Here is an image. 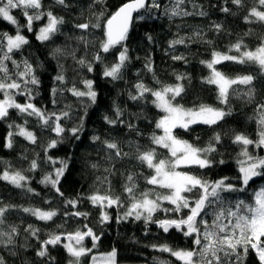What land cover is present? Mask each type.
Segmentation results:
<instances>
[{
    "label": "trees",
    "instance_id": "obj_1",
    "mask_svg": "<svg viewBox=\"0 0 264 264\" xmlns=\"http://www.w3.org/2000/svg\"><path fill=\"white\" fill-rule=\"evenodd\" d=\"M126 0H106L105 3L93 4V0H66L68 7L58 5L54 0H42L44 11H52L58 17L65 20L61 28L63 34L57 35L53 41L41 43L35 39L33 34L25 32L30 39V44L26 46L23 53L34 66L37 67V75L40 78L39 96L34 103L38 107H45L47 110L68 111V117L61 121L65 129H71L83 123V129L78 133L76 139L70 132L63 134V143L55 149L45 151L48 142L57 138L50 130L41 128L37 125L34 117H26L29 123L26 125L37 136V143L32 144L23 137H14L13 148L3 147L4 156L1 161H7L11 165V170H20L29 180L27 186L34 189V193H28L24 189H18L6 181L0 180V207L13 205L5 214V224L2 226L9 230V226L14 225L19 229V235L15 238V244L9 247L0 246V257L5 264H68L69 257L66 250L61 245L48 246L49 257H38L36 251L39 249V242L29 236L25 229L29 224L40 229V240L46 239L48 233H67L75 232L77 229L86 231L87 225L99 236L96 247L85 258L82 264H89L91 256L97 253H108L115 248L117 252L118 264H159L160 261H170L171 264H181L169 253L158 251L153 245L168 244L173 248H192V238H186L181 232L171 229L169 233H164L154 222L146 223L143 217L135 219V215L125 217V213L131 206V199L124 190L128 184L127 177L132 175L137 185L135 193L139 194L154 186L148 185L145 177L152 170L146 165L141 164L134 157L137 154V147L140 151L156 147L151 143V135L155 131V122L162 113L151 103L153 97L146 94L143 100H131L130 93L135 95L134 85L138 82L144 83L151 89H158L162 85H175L180 83L184 87V92L176 98V103L185 108H192L200 104L210 105L215 108L230 113L244 111L246 119L254 123L256 132L258 128L257 105L264 103V75L259 73L255 65L237 64L234 62H224L217 65L218 70L225 72L230 77L237 75H253L256 79L253 85H236L235 93L230 94L227 103H221L218 99V89L216 85L205 82V78L210 75V70L201 61L211 59V53L218 51L232 55H238L233 50L229 53V48L241 42L242 50H255L264 40V23L246 22L244 17L248 15L253 6L261 8L257 0H243V7H237L231 0H186L181 7L189 12L203 10L206 16H171L165 10L173 7L175 0H157L161 5L160 9H153L151 13L145 14L144 19H135L129 32V38L125 42L128 48L129 61L122 70V79L112 80L103 77L104 67L111 66L120 50L119 47L112 49L109 53H103L100 49V42L104 38L103 27L89 28L84 31L77 29L74 25L79 23H96L97 16L101 11L105 15L100 18V23L106 22L107 18L125 3ZM193 4L198 7H193ZM92 5L91 7H89ZM228 7L229 12L225 13L221 9ZM21 23H24L19 10H13ZM253 21L255 18H251ZM44 21L38 22L42 24ZM221 25V30L217 31L214 25ZM0 31H7L14 34V27L7 22L0 20ZM199 33V35H197ZM83 36L87 43L79 40ZM151 36V41L148 39ZM183 37L184 44L170 47V42ZM210 42V43H209ZM61 47L66 52L75 50L76 60L83 58L86 62L93 63V72H88L86 68H81L71 55H57L53 59L51 53L55 47ZM99 53L102 62L93 61L95 54ZM183 55L185 59L174 60L173 56ZM17 60L22 57L20 54L15 56ZM151 62L152 71L145 67ZM61 65L63 66L61 68ZM11 68V64H9ZM63 72L66 83L60 85L54 81V77ZM177 76L184 77L177 80ZM89 79L94 82L93 87L97 93L95 103L87 97L77 98L70 92L64 90L57 93L55 99L57 103L53 105L51 89L53 87L67 89L73 84L77 88L84 90L83 80ZM159 81L160 83H157ZM255 90L254 100L248 101L244 95L248 88ZM3 96L0 94V99ZM20 102H24V97H19ZM119 108L123 112L121 119L123 123L116 125L108 124L104 117L116 119L115 109ZM24 117L17 116L12 111L10 120L0 121V132L10 130L7 127L9 122L15 121L23 124ZM128 124H132L134 129H129ZM177 135L197 147H206L215 133L221 134L220 124L214 126L193 125L192 130L184 132L176 130ZM93 136L100 139L93 141ZM197 137L199 139H197ZM256 139V135L252 137ZM104 141H114L119 144L123 153L129 155L123 158L115 157L114 150L107 149ZM217 151L209 155L212 160L211 167L200 169L196 166L180 169L189 171L208 181H215L222 177L232 178L231 183L240 185V181L235 179L239 176L237 160L240 146L234 144L230 150H219V144L213 141ZM254 155L264 156V149L249 147ZM157 152L167 156V150L157 148ZM109 155L112 159H108ZM47 156L53 159H65L68 168L59 185L63 196H60L51 188L40 181L44 175L53 171V165L46 159ZM26 157V158H25ZM33 159L37 160L38 168L35 171H28ZM223 159L225 163L220 164ZM2 164V163H1ZM97 165L93 168L92 165ZM57 164L55 167H59ZM6 165L2 164V170ZM108 171H105V170ZM99 178V179H98ZM106 178V179H105ZM264 186V177H256L249 182V188L241 193H223L227 201L234 203L237 199L251 201L255 190ZM97 189L103 194L108 192L113 196H119L121 203L112 207H105L109 219L101 220V208L93 205L88 196ZM157 191H163L156 189ZM193 195V194H189ZM67 199H78L75 208L66 205ZM24 207H36L42 210H55L57 215L52 221H40L21 209ZM167 202H162L163 208H172ZM215 206L206 209L207 214L204 219L211 222L212 212ZM87 213V216L65 215L73 212ZM188 210L184 209L181 213L164 212L158 210L153 219L178 218L186 216ZM199 219V218H198ZM63 225L62 228L57 227ZM66 240H63L64 243ZM27 244L28 247H21ZM87 247L92 246L91 238L85 239ZM15 251V255L12 252ZM247 264H258L254 254L250 255Z\"/></svg>",
    "mask_w": 264,
    "mask_h": 264
},
{
    "label": "snow or ice",
    "instance_id": "obj_2",
    "mask_svg": "<svg viewBox=\"0 0 264 264\" xmlns=\"http://www.w3.org/2000/svg\"><path fill=\"white\" fill-rule=\"evenodd\" d=\"M58 5L68 7L66 0H54ZM106 0H93V4L105 3ZM186 3V0H175L173 7L166 9L165 13H170L171 16H190L199 15L206 16L207 12L200 10L198 12H189L181 6ZM233 5L243 7V0H231ZM258 5L264 8V0H257ZM90 5L89 7H91ZM193 7H198L193 4ZM42 0H0V20L7 22L14 27V34L7 31H0V94L3 98L0 99V121L10 120L12 111L14 110L17 116L24 117L23 124H17L15 121L7 124L8 129L5 137L4 147L11 149L14 145V137L20 136L32 144L37 143V136L31 130H28L26 125L29 123L26 117H34L39 127L50 130L57 138L51 139L45 151L55 149L59 144H62L63 134L68 131L73 137L79 139L78 133L83 129V123L71 129H65L61 121L68 117V111L57 112L49 111L45 107H38L34 100L39 96L40 78L37 75V66H34L27 57L23 56L26 46L30 44V39L24 33L33 34L35 39L41 43H47L54 40L57 35L63 34L61 31L65 23L63 17H58L52 11L42 10ZM161 5L157 0H126L125 3L118 8L107 18L103 26L100 23V18L105 15L101 11L97 16L96 23H79L74 25L75 28L88 30L89 28L103 27L104 38L100 42V49L103 53H109L112 49L119 47L116 61L111 66H105L102 72L103 77L111 78L112 80L122 79V70L129 61L128 48L126 41L129 38L130 29L135 19H144L145 14L151 13L153 9H160ZM13 10H19L20 15L24 19L21 23ZM227 13L230 11L228 7L221 9ZM134 13L137 14L134 16ZM251 18H255L253 21ZM246 22H261L264 23V10H259L257 6L251 7L248 15L244 17ZM44 21L38 25V22ZM217 31L221 30V25H214ZM199 35V33H197ZM79 40L87 43L83 36L78 37ZM151 41L152 37L148 36ZM183 37L170 42V47L184 44ZM210 43V42H209ZM241 42L233 44L229 48V53L235 50L238 55L221 53L213 51L211 59L201 61L207 69L210 70V75L205 78V82L211 85H216L218 89V99L221 103H227L230 94L237 91L236 85H253L255 76L237 75L235 77L228 76L225 72L218 70L217 65L224 62H234L237 64L255 65L259 73L264 75V40L255 50H242ZM21 55V59L17 60L15 56ZM71 55L74 60L75 50L66 52L61 47L57 46L53 49L51 56L53 59L57 55ZM174 60H183V55L173 56ZM93 61L102 62V57L99 53L95 54ZM76 63L81 68H86L88 72H93V63L86 62L80 58ZM11 64V68L9 67ZM63 66L61 65V68ZM148 71H152L151 62L145 65ZM182 76H177L179 81ZM54 81L60 85L66 83V78L63 72H59ZM84 90H81L73 84L70 88L63 89L53 87L51 95L52 103L55 105L57 93H62L64 90L70 92L77 98L87 97L89 101L95 103L97 93L94 90V82L89 79L82 81ZM157 83H160L157 81ZM136 89L135 95L130 93V99L133 101L143 100L146 94L150 95L151 103L155 108L159 109L162 115L155 122V131L151 135V143L156 147L149 148L145 151H140L137 147L135 159L151 171L145 177L148 185L154 187L143 191L137 198L135 189L137 187L135 179L132 175L127 177L128 184L124 186L125 192L128 194L132 203L125 217L135 215L136 220L142 217L146 223L154 222L164 233H169L171 229L181 232L186 238H192V248H173L168 244L153 245L158 251L169 253L181 264H247L250 255L254 254L258 264H264V186L255 190L252 194L251 201L245 199H237L234 203L227 201L223 193L245 192L249 188V182L256 177H264V156L254 155L249 150V147L264 149V103L258 104L256 111L258 116V128L256 139L249 137L244 133H236L232 143L240 146V152L237 160L239 176L235 177L240 181L237 186L231 183L232 178L222 177L215 181L205 180L189 171L180 169L191 168L196 166L200 169L211 167L212 160L208 157L210 154L217 151L213 141L216 144L221 142V134L215 133L209 144L206 147H197L188 140L182 139L177 135L176 130L189 132L193 125L214 126L224 119L226 113L224 110L212 107L210 105L200 104L192 108H185L183 105L176 103V98L184 92L182 84L162 85L158 89H151L144 83L138 82L134 85ZM255 90L249 87L244 95L249 102L254 100ZM19 97H24V102H20ZM116 119H111L105 116V121L110 125L123 123L121 117L123 112L117 107L115 109ZM129 129H134L132 124H128ZM93 141L99 140V136H93ZM197 139H199L197 137ZM105 147L114 150L115 157L123 158L128 156V153H123L119 144L114 141H104ZM157 148L167 150L168 155L163 156L157 152ZM26 158V157H25ZM51 163L53 171L44 175L40 181L46 186L50 185L60 196L63 192L60 190L61 179L64 177L68 168V162L65 159H53L51 156L46 157ZM108 159H112L109 155ZM6 165L4 170L0 172V180L6 181L18 189H24L28 193H34V189L27 186L29 178L20 170H11V165L7 161H0ZM220 164L225 163L223 159ZM59 164V167L55 165ZM93 168L97 165L93 164ZM38 168L36 159L30 163L28 171H35ZM105 171H108L107 169ZM99 179V178H98ZM106 179V178H105ZM163 191H157L156 189ZM193 194V195H189ZM88 199L93 205L101 208V220L107 221L108 214L103 211L105 207H112L121 203L119 196H113L106 193H101L98 189L93 194L88 196ZM162 202H167L172 205V208H163ZM66 205L73 208L76 207L78 199H67ZM215 206L212 212V220L209 222L204 219L207 214L208 207ZM16 206L7 205L0 207V246L9 247L15 244V238L19 235L17 226H9V230H5L2 226L5 224V214L11 208ZM187 209L186 216H178V218H165L154 220V214L158 210L164 212H172L179 214L182 210ZM24 213H28L40 221H52L57 215L55 210H42L36 207H24L21 209ZM65 215L87 216V213L79 211L73 213H65ZM199 218V219H198ZM57 227L62 228L63 225ZM87 230L81 231L77 229L75 232L67 233H48L47 238L40 240V229L29 224L25 232L30 237L35 238L39 242V249L36 251L38 257H49L48 246L61 245L68 253V264H82V258H85L96 247L99 236L96 235L87 225L84 226ZM66 240V243H62ZM91 238L92 246L85 245V239ZM21 247H28L27 244ZM15 255V251L12 252ZM117 252L115 248L103 256L104 264H117ZM93 264L96 262V257H92ZM0 264H5L0 257ZM159 264H171L170 261H160Z\"/></svg>",
    "mask_w": 264,
    "mask_h": 264
},
{
    "label": "rangeland",
    "instance_id": "obj_3",
    "mask_svg": "<svg viewBox=\"0 0 264 264\" xmlns=\"http://www.w3.org/2000/svg\"><path fill=\"white\" fill-rule=\"evenodd\" d=\"M221 128V144L219 150H230L233 148L234 143L232 140L236 133H244L249 137H254L256 135V127L254 123H250L246 119V113L244 111L237 112L230 116H225L222 121L219 122ZM6 133L0 132V161L4 156L3 147L5 144ZM2 164L0 163V172H2ZM65 241L64 243H66ZM106 253H97L91 256L89 264H93L92 257H96L95 264H104L103 256ZM118 264V263H117Z\"/></svg>",
    "mask_w": 264,
    "mask_h": 264
},
{
    "label": "water",
    "instance_id": "obj_4",
    "mask_svg": "<svg viewBox=\"0 0 264 264\" xmlns=\"http://www.w3.org/2000/svg\"><path fill=\"white\" fill-rule=\"evenodd\" d=\"M137 14L134 13V16H136Z\"/></svg>",
    "mask_w": 264,
    "mask_h": 264
}]
</instances>
